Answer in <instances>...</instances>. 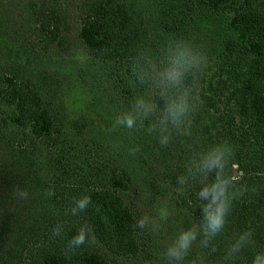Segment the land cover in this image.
<instances>
[{"label": "trees", "instance_id": "obj_1", "mask_svg": "<svg viewBox=\"0 0 264 264\" xmlns=\"http://www.w3.org/2000/svg\"><path fill=\"white\" fill-rule=\"evenodd\" d=\"M3 2L0 264H160L135 209L159 195L161 264H264V0ZM73 29L90 80L54 85Z\"/></svg>", "mask_w": 264, "mask_h": 264}, {"label": "rangeland", "instance_id": "obj_2", "mask_svg": "<svg viewBox=\"0 0 264 264\" xmlns=\"http://www.w3.org/2000/svg\"><path fill=\"white\" fill-rule=\"evenodd\" d=\"M4 16L8 19L9 17L14 18L17 15L15 13V9H9V6L6 7L3 0H0V19L2 20ZM71 24L72 26H75L74 22H71ZM67 36L68 43L65 47L60 44H50L46 47V50L43 51V53L48 58V65H50L53 69V84L58 85V80L63 81L66 77L68 78L69 68H76L77 75L80 81L83 82L87 80V82H89L90 71L87 66L91 63H87V53L85 51V48L77 39L76 31L74 29L72 30L71 34H67ZM59 90L61 91V93H64L66 91L65 89ZM83 95L85 96V94ZM104 149L107 150L109 155L113 154L114 151L116 153H120V157L126 154L123 148V144L116 145L115 143L110 142L109 145H106ZM122 161L124 163H132V160H129V158L125 157ZM12 198H14V196H12L11 191L8 189L6 184H0V208H2L3 211H8L7 215L11 214ZM156 198L157 199L155 200V202L149 205L141 202L139 203L136 200L135 203L137 207L135 209H137L140 221L142 223L145 222L146 225L149 226V228L147 229L152 238V253L155 259L154 262L157 260L158 263L161 264V244L165 245L168 243L167 239H169L170 237L168 234L170 225L169 221H173L174 214H172L173 209H169L168 198H170V195L165 197H161V195H159L156 196ZM9 204L10 207H8ZM168 209L170 210L169 212ZM12 221L14 222V224H16L15 219H12ZM12 221H7V223H11ZM11 225L12 224H7V226H5L3 222H0V233L4 232L7 234L8 227ZM161 229L163 230L161 231ZM184 241V237H180L178 238L176 243L182 244Z\"/></svg>", "mask_w": 264, "mask_h": 264}]
</instances>
